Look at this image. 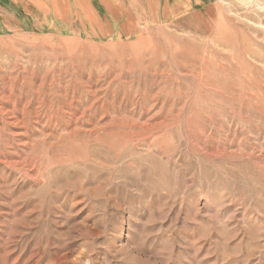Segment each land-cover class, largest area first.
Instances as JSON below:
<instances>
[{
	"label": "rangeland",
	"instance_id": "rangeland-1",
	"mask_svg": "<svg viewBox=\"0 0 264 264\" xmlns=\"http://www.w3.org/2000/svg\"><path fill=\"white\" fill-rule=\"evenodd\" d=\"M0 264H264V0H0Z\"/></svg>",
	"mask_w": 264,
	"mask_h": 264
}]
</instances>
